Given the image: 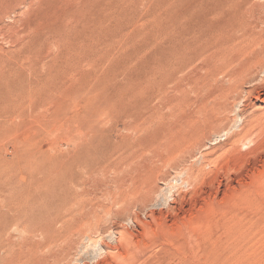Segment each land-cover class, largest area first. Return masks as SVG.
Instances as JSON below:
<instances>
[{"label":"rangeland","instance_id":"obj_1","mask_svg":"<svg viewBox=\"0 0 264 264\" xmlns=\"http://www.w3.org/2000/svg\"><path fill=\"white\" fill-rule=\"evenodd\" d=\"M263 36L264 0H0V264H264Z\"/></svg>","mask_w":264,"mask_h":264},{"label":"bare ground","instance_id":"obj_2","mask_svg":"<svg viewBox=\"0 0 264 264\" xmlns=\"http://www.w3.org/2000/svg\"><path fill=\"white\" fill-rule=\"evenodd\" d=\"M160 4H161V3H160ZM2 7H3V6H2ZM61 10H62V9H61ZM63 10H64V9H63ZM58 11H59V10H58ZM2 17H3V16H2ZM157 17H158V16H157ZM245 19H246V18H245ZM253 20H254V19H253ZM236 21H238V20H236ZM222 26H223V25H222ZM235 26H236V25H235ZM239 26H240V25H239ZM232 27H233V26H232ZM244 27H245V26H244ZM159 28H160V27H159ZM216 28H217V27H216ZM234 28H235V27H234ZM250 28H251V27H250ZM35 29H36V28H35ZM246 29H247V28H246ZM251 29H252V28H251ZM244 30H245V29H244ZM235 31H236V30H235ZM76 32H77V31H76ZM236 32H237V31H236ZM157 33H158V32H157ZM241 33H242V32H241ZM241 33H240V34H241ZM260 33H261V32H260ZM230 34H231V33H229V36H230ZM244 34H245V33H244ZM183 35H184V34H183ZM227 35H228V34H227ZM216 36H217V35H216ZM263 37H264V36H263ZM67 42H68V41H67ZM93 43H94V42H93ZM216 43H217V42H216ZM218 43H219V42H218ZM186 44H187V43H186ZM201 46H202V45H201ZM169 47H170V46H169ZM200 49H201V48H200ZM263 54H264V53H263ZM247 55H248V54H247ZM249 55H250V54H249ZM255 55H256V54H255ZM261 55H262V54H261ZM175 56H176V55H175ZM262 56H264V55H262ZM218 57H219V56H217V58H218ZM259 57H260V56L258 55L257 58H258V59H261V57H260V58H259ZM223 59H224V57H223ZM263 59H264V57H263ZM204 60H205V59H204ZM208 60H209V58H208ZM235 60H236V59H235ZM237 60H238V59H237ZM254 60H255V59H254ZM215 61H216V60H215ZM222 61H223V60H222ZM255 61H256V60H255ZM216 62H217V61H216ZM216 62H215V63H216ZM215 63H214V64H215ZM247 63H248V62H247ZM252 63L254 64V61H253ZM239 64H241V63H239ZM249 64H251V62H250ZM218 65H219V64H218ZM233 65H234V64H233ZM256 65H257V64H256ZM250 66H251V65H250ZM254 66H255V65H254ZM254 66H253V68H254ZM259 66H260V65H258V68H259ZM262 66H263V65H262ZM232 67H233V66H232ZM239 67H240V66H239ZM251 67H252V66H251ZM256 67H257V66H256ZM234 68H235V67H234ZM234 68H233V69H234ZM242 68H243V67H242ZM253 68H252V69H253ZM229 69H230V68H229ZM246 69H247V68H246ZM255 70H256V69H255ZM231 71H232V70H231ZM233 71H234V70H233ZM243 71H244V70H243ZM250 71H251V70H250ZM253 71H254V70H253ZM234 72H235V71H234ZM192 73H193V72H192ZM245 73H246V72H245ZM247 73H248V72H247ZM253 73H254V72H253ZM253 73H252V74H253ZM258 73H259V71H258ZM187 75H188V74H187ZM251 76H252V75H250V77H251ZM198 77H199V76H198ZM250 77H249V78H250ZM223 78H224V77H223ZM240 78H242V77H240ZM244 78H245V77H244ZM213 79H214V78H213ZM252 79H253V78H252ZM262 79H263V76H262ZM187 80H188V79H187ZM242 80H243V79H242ZM248 80H249V79H248ZM182 81H183V79H182ZM185 81H186V80H185ZM243 81H245V80H243ZM250 81H254V80H251V79H250ZM255 81H257V79H256ZM248 82H249V81H248ZM260 83H262V82H260ZM260 83H259V84H260ZM244 84H245V83H244ZM259 87H260V85H259ZM174 88H175V87H174ZM227 88H228V87H227ZM253 88H254V87H253ZM257 88H258V87H257ZM257 88H256V89H257ZM242 89H243V88H242ZM247 89H248V88H247ZM161 91H162V90H161ZM157 92H158V90H157ZM241 92H242V91H241ZM207 94H208V93H207ZM232 94H233V93H232ZM226 95H227V94H226ZM237 95H238V94H237ZM250 95H251V94H250ZM204 96H205V95H204ZM248 96H249V95H248ZM254 96H255V95H254ZM257 98H258V97H257ZM226 99H227V98H226ZM226 99H225V100H226ZM248 99H249V98H248ZM211 100H212V99H211ZM221 103H222V102H221ZM218 104H219V103H218ZM218 104H217V105H218ZM205 105H206V104H205ZM217 105H216V106H217ZM248 105H249V104H248ZM257 106H258V105H257ZM213 107H214V106H213ZM200 108H201V107H200ZM215 108L217 109V107H215ZM220 108H222V109H226V106H225V105H220ZM211 110H212V109H211ZM213 110H214V109H213ZM215 122H216V121H215ZM216 123H217V122H216ZM221 123H222V122H221ZM221 123H220V124H221ZM211 125H213V124H211ZM214 127H215V126H214ZM219 127H220V126H219ZM209 128H210V127H209ZM209 128H208V129H209ZM244 128H245V127H244ZM213 130H214V129H213ZM243 130H244V129H243ZM244 131H245V130H244ZM246 132H247V131H246ZM247 133H248V132H247ZM250 133H251V132H250ZM238 134H239V133H238ZM240 134H241V133H240ZM243 134H244V132H243ZM248 134H249V133H248ZM244 135H245V134H244ZM242 136H243V135H242ZM246 136H248V135H246ZM256 136H257V135H256ZM244 137H245V136H244ZM234 138H235V137H234ZM257 139H258V138H257ZM254 142H255V141H254ZM262 142H263V141H262ZM260 143H261V142H260ZM260 143H259V144H260ZM244 144H245V143H244ZM249 145H250V144H249ZM250 146H251V145H250ZM260 147H261V146H260ZM254 149H255V148H254ZM262 150H263V149H262ZM257 151H258V150H257ZM257 151H256V152H257ZM246 153H247V151H246ZM251 153H252V150H251ZM251 153H250V155H251ZM253 153H255V152H253ZM263 153H264V152H263ZM248 154H249V153H248ZM256 154H257V153H256ZM253 156H254V155H253ZM253 156H252V157H253ZM258 161H259V160H258ZM261 163H262V162H261ZM256 167H257V166H256ZM263 167H264V166H263ZM257 168H258V167H257ZM262 170H263V169H262ZM259 171H260V170H259ZM257 173H259V172H257ZM256 175H257V174H256ZM256 178H257V177H256ZM20 219H21V218H20ZM14 227H16V226H14ZM14 227H13V228H14ZM1 229H2V228H1ZM22 229H23V228H22ZM10 230H11V229H10ZM8 232H9V231H8ZM21 232H22V231H21ZM69 233H70V232H69ZM241 233H242V236H243V237H244L245 235H248V233H251V234H252V232H251V231H248L247 228H244L243 230H241ZM27 234H28V233H27ZM27 234H25V235L27 236ZM65 234H66V233H65ZM128 234H129V233H128ZM9 235H10V234H9ZM29 235H30V233H29ZM75 235H76V234H75ZM80 235H81V234H80ZM80 235H79V236H80ZM130 235H131V234H130ZM235 235H236V233L233 234V236H235ZM5 236H7V235L5 234ZM48 236H49V235H48ZM51 236H52V234H51ZM66 236H67V234H66ZM71 236H72V235H71ZM77 236H78V235H77ZM118 236H119V235H118ZM3 237H4V236H3ZM12 237H13V236H12ZM32 237H33V236H32ZM32 237H30V238H32ZM34 237H35V233H34ZM34 237H33V238H34ZM36 237H37V234H36ZM39 237H40V236L38 235V238H39ZM68 237H69V236H68ZM72 237H74V236H72ZM246 237H248V236H246ZM23 238H24V237H23ZM70 238H71V237H70ZM119 238H120V237H119ZM25 239H27V237H26ZM35 239H36V238H34V241H35ZM76 239H77V238H76ZM130 239H131V238H130ZM235 239H236V238H235ZM240 239H241V234L238 235L237 241H239ZM39 240L41 241L42 239L39 238ZM44 240H45V238H44ZM47 240H50V239L47 238ZM47 240H46V241H47ZM71 240H72V239H71ZM5 241L7 242L8 240H5ZM5 241H4V242H5ZM36 241H37V239H36ZM50 241H51V240H50ZM118 241H119V240H118ZM118 241H117V242H118ZM130 241H133V240H130ZM10 242H11V240H10ZM25 242H26V241H25ZM43 242H44V241L42 240V244H43ZM60 242H61V241H60ZM241 242H242V241H241ZM241 242H239V245L241 244ZM35 243H36V242H35ZM45 243H47V242H45ZM66 243H67V242H66ZM68 243H69V240H68ZM40 244H41V243H40ZM60 244H61V243H60ZM63 244H65V243H63ZM71 244H72V243H71ZM129 244H130V242H129ZM11 245H12V244H11ZM14 245H15V244H14ZM21 245H22V244H21ZM21 245H20V246H21ZM32 245H33V244H32ZM56 245H57V242H56ZM126 245H127V244H126ZM2 246H3V245H2ZM41 246H42V245H41ZM59 246H60V245H59ZM61 246H62V245H61ZM64 246H65V245H64ZM37 247H38V246H37ZM44 247H46V246L44 245ZM55 247H56V246H55ZM57 247H58V246H57ZM57 247H56V248H57ZM72 247H73V246H72ZM137 247H138V245H137ZM23 248H24V247H23ZM30 248H31V247H30ZM49 248H50V247H48V250H49ZM60 248H62V247H60ZM60 248H59V249H60ZM6 250H7V249H6ZM23 250H25V251L27 252L28 248H27V250H26L25 248H24ZM41 250L43 251V249H41ZM41 250H40V251H41ZM45 250H46V249H45ZM48 250H47V251H48ZM50 250H52V249H50ZM57 250H58V248H57ZM68 250H70V249H68ZM0 251H3V250H0ZM28 251H29V250H28ZM55 251H56V250H55ZM72 251H73V250H72ZM114 251H115V250H114ZM50 252H51V251H50ZM50 252H48L47 254H49ZM52 252H53V251H52ZM27 253H28V252H27ZM64 253H65V252H64ZM29 254H30V253H29ZM51 254H52V253H51ZM53 254H54V252H53ZM55 254H56V253H55ZM67 254H68V253H67ZM106 254H107V253H106ZM36 255H37V254H36ZM6 256H7V255H6ZM37 256H38V255H37ZM63 256H64V255H63ZM70 256H71V255H70ZM124 256H125V255H124ZM15 257H16V256H15ZM61 257H62V256H61ZM4 258H5V257H4ZM68 258H69V256H68ZM70 258H71V257H70ZM33 259H34V258H33ZM38 259H39V258H37V260L35 259V260H31V261H32V262H33V261H34V262H35V261H36V262H40V260L38 261ZM57 259H58V257H57ZM65 259H67V258H65ZM2 260H3V259H1V261H2ZM8 260H9V259H8ZM8 260H6V261H8ZM29 260H30V259H29ZM29 260H28V262H29ZM3 261H4V260H3ZM57 261H58V260H57ZM59 261H60V260H59ZM65 261H67V260H65ZM65 261H64V262H65ZM4 262H5V261H4ZM32 262H31V264H35L34 262H33V263H32ZM70 262H71V261H70ZM108 262H109V261H108ZM40 263H41V262H40ZM40 263H39V264H40ZM62 263H63V262H62ZM82 263H83V262H82ZM4 264H9V263L6 262V263H4ZM29 264H30V263H29ZM51 264H52V263H51ZM63 264H66V263H63ZM104 264H105V263H104Z\"/></svg>","mask_w":264,"mask_h":264}]
</instances>
